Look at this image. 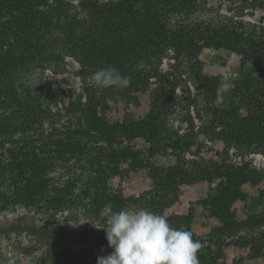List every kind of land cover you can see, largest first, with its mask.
<instances>
[{
  "label": "trees",
  "instance_id": "trees-1",
  "mask_svg": "<svg viewBox=\"0 0 264 264\" xmlns=\"http://www.w3.org/2000/svg\"><path fill=\"white\" fill-rule=\"evenodd\" d=\"M228 1L238 5L236 14L209 17L197 14L210 11V0H0V212L24 205L38 213L80 210L99 218L103 203L112 202L113 211L138 206L160 214L178 199L183 183L212 178L216 186L201 203L221 225L207 237L192 233L202 243L200 264H224L229 244L263 241L264 214L239 220L231 206L245 197L246 182L264 179V170L227 158L232 148L243 159L264 153V0ZM256 10L262 15L254 21ZM205 48L240 58L220 105L223 82L205 72ZM68 58L81 81L69 107L75 119L64 118L50 81L41 88L30 79L38 71H63ZM167 60L173 61L168 69ZM107 66L130 77V85L97 87L93 74ZM148 89L141 134L150 157L168 151L171 142L177 146L168 166L144 161L131 142L132 120L111 122L106 115L110 101L129 102ZM182 105L192 135L173 131L171 118ZM192 107L201 122L196 131ZM209 133L224 142L218 160L202 157L200 143L193 150L198 134ZM127 161L150 166L154 187L131 196L102 191ZM192 218L190 211L167 221L187 230ZM244 228L250 234L238 236ZM256 228L261 233H252Z\"/></svg>",
  "mask_w": 264,
  "mask_h": 264
},
{
  "label": "rangeland",
  "instance_id": "rangeland-1",
  "mask_svg": "<svg viewBox=\"0 0 264 264\" xmlns=\"http://www.w3.org/2000/svg\"><path fill=\"white\" fill-rule=\"evenodd\" d=\"M237 6L228 0H210V11L199 13L197 16L218 17L222 14H236ZM251 11L246 8L244 12L246 19H250ZM261 15L262 11L256 10L251 19L258 20ZM201 59L204 61L205 72L220 76L223 83L232 84L238 75L240 58L235 52L205 48L201 53ZM172 63V60H167L164 68H170ZM77 69V63L68 58L65 69L61 72L48 69L46 72L38 71L30 76L31 82L41 88L47 86V81L51 82L50 91L58 96V107L65 112V119L70 117L75 119L69 107L81 87V81L75 74ZM135 95L136 98L129 102L123 99L110 101L106 115L111 122L124 121L127 118L133 121L131 142L136 150L144 153V161L148 160L150 165L158 166L173 164L175 156L172 151L177 147L173 142L170 143L168 151L149 156L147 151L149 143L142 137L140 124L150 109L151 89L137 92ZM225 96L223 88L218 95V105L222 104ZM195 111L196 109L192 107L190 114L196 131L201 122L196 118ZM185 112L187 110L182 105L171 118L176 135L193 134L189 132V125L185 121ZM199 143L202 157L218 160L225 156L224 142L212 133L198 134L197 143L192 142L193 150H196ZM188 157L192 156L188 154ZM227 161L249 162L256 168L264 170V153L261 152H251L243 159L232 148ZM122 169L123 173L112 178L109 185L101 189L102 191L114 193L121 190L126 196H131L140 195L154 187L150 166L139 167L134 161H127L122 163ZM216 183L217 181L212 178L183 183L178 199L168 205L160 215L167 219L172 214L187 216L191 211L193 218L187 223V230L199 236H209L214 227L221 225V221L218 217L212 216L201 201L208 197ZM242 190L245 197L236 200L231 206L237 219H247L250 214H264V179L256 184L246 182ZM106 203L100 207L99 213ZM127 208L142 207L129 206L124 209ZM105 227H107L105 218L87 215L84 211L63 210L55 214H45L24 205H17L14 209L0 212V264H97V256L108 255L112 251L105 240L106 232L103 229ZM259 228L264 232V226ZM259 228L254 229L252 233H261ZM249 232L244 228L237 235L246 237ZM224 254V258H220V262L224 264H264V240L256 244L251 242L245 245L229 244L224 247Z\"/></svg>",
  "mask_w": 264,
  "mask_h": 264
},
{
  "label": "clouds",
  "instance_id": "clouds-1",
  "mask_svg": "<svg viewBox=\"0 0 264 264\" xmlns=\"http://www.w3.org/2000/svg\"><path fill=\"white\" fill-rule=\"evenodd\" d=\"M99 88H125L131 79L113 67L98 69L92 77ZM221 87L228 89L230 83ZM112 202L106 203L99 215L106 219L108 255L97 256V264H200L197 253L202 248L192 233L177 229L167 219L145 208L113 211Z\"/></svg>",
  "mask_w": 264,
  "mask_h": 264
}]
</instances>
